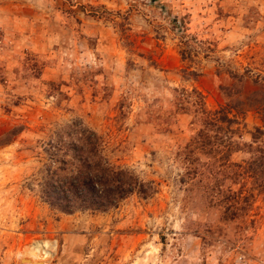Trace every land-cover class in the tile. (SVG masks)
<instances>
[{"label": "rangeland", "instance_id": "obj_1", "mask_svg": "<svg viewBox=\"0 0 264 264\" xmlns=\"http://www.w3.org/2000/svg\"><path fill=\"white\" fill-rule=\"evenodd\" d=\"M262 88L264 0H0V264H264L255 176L233 186L244 208L224 213L225 167L208 181L176 157L202 127L190 95L207 112ZM242 108L230 159L243 164L264 119ZM72 119L157 191L106 211L41 202L27 187L40 141Z\"/></svg>", "mask_w": 264, "mask_h": 264}, {"label": "trees", "instance_id": "obj_2", "mask_svg": "<svg viewBox=\"0 0 264 264\" xmlns=\"http://www.w3.org/2000/svg\"><path fill=\"white\" fill-rule=\"evenodd\" d=\"M182 55H186L185 50H182ZM190 100L196 106V111L202 112V127L177 152L176 157L185 164V174L190 176L198 172L208 181L217 180L216 167H225L230 183L224 188H217V194L223 196L219 202L224 203V213L230 209L237 212L244 208L243 204L248 203L249 195H242L241 189L233 186L242 184L245 173L255 176L256 187L264 188V146L254 147L253 156L243 164L232 161L231 154L239 148V143L232 139L230 133L235 129L231 126L239 123L237 116L244 113L243 105H253L264 119V88L253 91L244 101L238 99L207 112L199 92L190 95ZM20 129L14 127L4 136L15 134ZM256 131L260 132V129ZM256 138L253 135L254 141ZM40 147L37 153L39 166L27 187L50 209L64 213L76 210L106 211L117 207L131 195L147 199L157 191L154 180L144 179L133 169L112 161L103 135L81 119L54 125L47 137L40 141ZM196 153L209 155L211 160L201 161L195 157ZM195 162L197 166L193 165ZM200 166L202 169H199Z\"/></svg>", "mask_w": 264, "mask_h": 264}]
</instances>
